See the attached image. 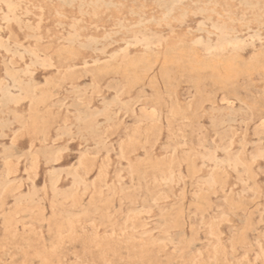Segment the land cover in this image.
<instances>
[{
	"label": "rangeland",
	"instance_id": "1",
	"mask_svg": "<svg viewBox=\"0 0 264 264\" xmlns=\"http://www.w3.org/2000/svg\"><path fill=\"white\" fill-rule=\"evenodd\" d=\"M0 264H264V0H0Z\"/></svg>",
	"mask_w": 264,
	"mask_h": 264
},
{
	"label": "bare ground",
	"instance_id": "2",
	"mask_svg": "<svg viewBox=\"0 0 264 264\" xmlns=\"http://www.w3.org/2000/svg\"><path fill=\"white\" fill-rule=\"evenodd\" d=\"M79 1V0H78ZM59 2V1H58ZM81 3V2H80ZM85 6H88V5H85ZM74 8V7H73ZM82 13V12H81ZM79 14V13H78ZM13 16V15H12ZM102 29V28H101ZM211 41V40H210ZM142 44V43H141ZM198 44V43H197ZM229 46V45H228ZM215 48V47H213ZM216 49V48H215ZM214 50V49H213ZM215 51V50H214ZM231 52V51H230ZM218 60V59H217ZM30 62V61H29ZM93 62V61H92ZM57 87V86H56ZM43 118V117H42ZM79 119V118H78ZM82 140V139H81ZM7 150V149H6ZM129 166V165H128ZM222 180V179H221Z\"/></svg>",
	"mask_w": 264,
	"mask_h": 264
}]
</instances>
